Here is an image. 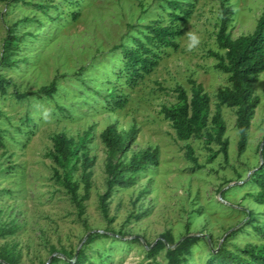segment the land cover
Here are the masks:
<instances>
[{"label": "rangeland", "instance_id": "obj_1", "mask_svg": "<svg viewBox=\"0 0 264 264\" xmlns=\"http://www.w3.org/2000/svg\"><path fill=\"white\" fill-rule=\"evenodd\" d=\"M184 1L193 5V13L182 25L180 48L168 49L160 64L134 87L122 71L119 46L131 44L144 24L168 21L171 10L166 0L0 1V57L9 27L25 35L22 61L15 68L0 67V73L13 81L6 94L0 90V226L16 228L14 234L0 238V253L3 249L16 253L18 264H49L65 251L74 254L82 249L87 255L84 264H167V250L151 255L149 244L171 230L177 240L197 237L187 264H209L212 250L220 245L240 252L249 244L264 243V236L253 228L264 225V206L253 199L256 187L249 182L254 169L264 164V72L255 84L261 103L242 154L236 108L222 106L229 162L222 154L209 160V146L219 149L216 142H206L212 125L202 137L184 142L162 113L163 105L177 102L178 85L191 90L190 78L205 86L216 111L218 90L229 84L228 74L210 55L224 52L216 41L221 4L232 6L229 30L238 38L255 30L264 0ZM188 33L199 39L191 51ZM55 78L59 91L54 98L16 95L17 90L36 91ZM112 88L128 98L124 108L106 106L104 95ZM112 123L122 132L136 130L122 159L151 146L160 149V162L140 173L135 185L113 191L107 217L100 199L108 178V151L101 133ZM89 129L96 164L86 212L80 216L54 176L49 153L54 134L65 132L78 140ZM187 143L195 148L202 167L187 157ZM249 211L254 217L247 222Z\"/></svg>", "mask_w": 264, "mask_h": 264}, {"label": "trees", "instance_id": "obj_2", "mask_svg": "<svg viewBox=\"0 0 264 264\" xmlns=\"http://www.w3.org/2000/svg\"><path fill=\"white\" fill-rule=\"evenodd\" d=\"M8 1V0H0ZM20 1V0H15ZM171 10L168 21L164 19L153 20L139 29V35L132 36L131 44L122 43L119 47L123 52V68L127 84L134 87L146 75L150 74L162 61L168 49H179V38L183 35V24L187 23L193 13V5L184 0H166ZM42 9L45 5H40ZM221 22L216 34L218 46L224 52L210 51V55L217 59L216 67L228 74L229 84L220 88L217 93L218 103L216 111H212V97L202 83L190 78L191 90L182 85L176 87L177 102L172 105H163L162 113L172 123L178 140L188 142L193 137H202L212 125L211 132L207 133L206 142L211 145L216 142L218 150L211 152L210 161H214L220 154L225 162L230 159V140L226 137L228 125L222 113V106L227 105L236 108V127L239 132L238 151L240 154L247 150L249 143V131L253 124L257 108L261 103V97L256 93L255 84L264 72V9L257 21L255 30L247 35L234 38L229 30V23L233 8L225 3L221 4ZM77 14L74 17L77 18ZM29 21V18L26 19ZM25 35L17 33L13 27L8 28V33L3 41V50L0 57V67L15 68L22 61L19 54L21 43ZM25 59V58H24ZM12 79L6 78L0 73V90L8 92V86ZM58 80L53 79L48 85L40 87L36 91L19 92L16 95L21 99L36 96L39 98H54L58 93ZM106 106L112 110L122 109L126 106L128 98L124 93L112 88L104 95ZM61 110H67L60 107ZM31 119V118H29ZM89 129L78 140L70 138L65 132L53 135V149L49 156L52 158L55 178L64 186L72 201L78 209L80 216L86 212L85 201L91 194L93 187V167L96 157L91 154ZM136 130L122 132L116 123L109 124L101 133V139L108 151L106 162L107 190L101 195V207L108 217V200L116 188H129L136 184L140 173L160 162V149L148 147L143 151L133 153L126 160L122 159L130 150V141ZM186 155L196 167H202L196 156L195 148L187 143ZM264 159V146L262 149ZM249 182L256 187L253 199L264 206V164L257 166L250 176ZM83 190V193H81ZM254 217L249 211L250 222ZM253 228L264 236V225H255ZM16 228L13 224L0 226V238L8 234H14ZM103 235V234H97ZM106 235V234H105ZM95 237H91L94 240ZM197 237H186L177 240L171 230L166 231L152 244H149V253L156 255L162 250H167V264H187L192 254V246ZM63 256H54L49 264H84L87 259L82 249L78 253ZM0 264H18V255L3 249L0 253ZM264 264V243L249 244L240 252H236L220 245L212 250L209 264ZM88 264H95L89 262Z\"/></svg>", "mask_w": 264, "mask_h": 264}, {"label": "clouds", "instance_id": "obj_3", "mask_svg": "<svg viewBox=\"0 0 264 264\" xmlns=\"http://www.w3.org/2000/svg\"><path fill=\"white\" fill-rule=\"evenodd\" d=\"M190 43L188 45V51L193 50V48L198 45L199 39L194 33H188ZM45 116H47V113H45Z\"/></svg>", "mask_w": 264, "mask_h": 264}]
</instances>
